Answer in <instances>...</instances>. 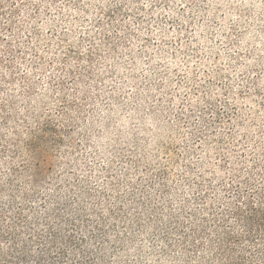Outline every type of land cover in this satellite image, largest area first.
Listing matches in <instances>:
<instances>
[{"label":"rangeland","instance_id":"obj_1","mask_svg":"<svg viewBox=\"0 0 264 264\" xmlns=\"http://www.w3.org/2000/svg\"><path fill=\"white\" fill-rule=\"evenodd\" d=\"M0 4V216L99 264H187L199 196L263 184L264 0Z\"/></svg>","mask_w":264,"mask_h":264},{"label":"trees","instance_id":"obj_2","mask_svg":"<svg viewBox=\"0 0 264 264\" xmlns=\"http://www.w3.org/2000/svg\"><path fill=\"white\" fill-rule=\"evenodd\" d=\"M0 41L4 40L0 37ZM51 131L50 124L43 126L45 134ZM14 154L19 156L17 151ZM33 154L37 157L36 152ZM13 171V176L21 175L18 167ZM254 181L253 176L245 180L239 177L234 197L226 201V206L222 204L220 213L209 207L202 196L198 197L207 206V214L190 215L194 221L189 228L185 222H178L177 227L178 246L187 264H193V260L194 264H264V179L260 186ZM15 198L10 202L12 206ZM28 225L20 206L9 218L0 216V264H99L98 259L89 258L86 242L74 230L63 232L49 225L44 232H37ZM27 233L30 236L26 238Z\"/></svg>","mask_w":264,"mask_h":264}]
</instances>
